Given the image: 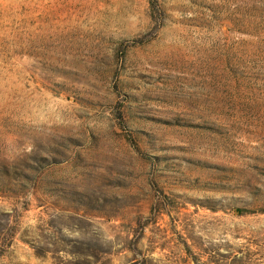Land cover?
Here are the masks:
<instances>
[{
    "label": "rangeland",
    "instance_id": "1",
    "mask_svg": "<svg viewBox=\"0 0 264 264\" xmlns=\"http://www.w3.org/2000/svg\"><path fill=\"white\" fill-rule=\"evenodd\" d=\"M0 264H264V0H0Z\"/></svg>",
    "mask_w": 264,
    "mask_h": 264
},
{
    "label": "trees",
    "instance_id": "2",
    "mask_svg": "<svg viewBox=\"0 0 264 264\" xmlns=\"http://www.w3.org/2000/svg\"><path fill=\"white\" fill-rule=\"evenodd\" d=\"M238 213H242V212L238 210ZM247 213H250V212H247Z\"/></svg>",
    "mask_w": 264,
    "mask_h": 264
}]
</instances>
